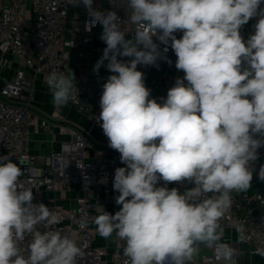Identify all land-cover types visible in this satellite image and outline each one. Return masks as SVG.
<instances>
[{
  "label": "clouds",
  "instance_id": "9594fccd",
  "mask_svg": "<svg viewBox=\"0 0 264 264\" xmlns=\"http://www.w3.org/2000/svg\"><path fill=\"white\" fill-rule=\"evenodd\" d=\"M262 2L125 0L135 26L128 38L116 11L94 6V0H72L84 7L91 27L103 28L106 47L93 71L98 74L107 61L112 74L102 86L97 120L124 167L115 169L112 183L119 210L111 214L97 204L93 223L102 238L123 247L126 264H194L202 247L224 264H237L240 253L223 242L221 221L232 208V193L250 189L252 164L264 147ZM257 16L245 40L241 29ZM169 46L184 75L158 102L138 65L158 68L161 59L171 64ZM45 82L55 108L78 92L72 71H51ZM22 176L10 156H0V264H77L82 246L52 228L61 217L34 202ZM258 177L264 181V165ZM173 182L192 187L181 192L168 187ZM238 232L246 242L244 229ZM254 254L264 258V247Z\"/></svg>",
  "mask_w": 264,
  "mask_h": 264
},
{
  "label": "built area",
  "instance_id": "2783aa9c",
  "mask_svg": "<svg viewBox=\"0 0 264 264\" xmlns=\"http://www.w3.org/2000/svg\"><path fill=\"white\" fill-rule=\"evenodd\" d=\"M94 6L116 11L120 17L118 23L131 38L135 26L128 22L125 0H94ZM260 7L264 8V2ZM258 19L259 16L250 19L242 27L241 35L245 40L254 33ZM89 20L84 7L74 6L72 0H0V156H10L23 169L21 184L32 187L34 202L44 203L61 217V222L52 228L71 236L82 246L84 254L77 264H126L123 247L110 255L105 245L96 242L95 230L89 224L98 213L97 204L111 214L119 210L117 207L120 206L115 203L118 193L113 190L112 183L115 169L124 167L120 154L109 146V152L104 155L92 154L95 149L92 141L94 127H99L103 133L101 122L97 120L101 111L102 86L112 73L90 75L85 69V47L94 44L97 31H103L102 25L91 27ZM175 35L180 38L182 33ZM70 40L73 46L68 48L66 44ZM105 47L106 44L95 49L101 51ZM163 48L161 44V51ZM165 55L171 64L161 59L158 68L138 65V70L145 74L146 87L151 89V98L158 102L174 85L172 74L177 70L176 56L170 46ZM14 58L21 66L11 72ZM51 71L74 72L78 92L67 105L85 115L89 125L62 127L69 137L61 142L59 149L36 155L30 146L33 79L38 76L45 79ZM48 123V119L41 120V126ZM103 136L108 145L104 133ZM258 155L252 164L250 189L244 193H232V208L221 221L229 232L223 242L237 249L240 255L238 229L241 227L247 237L244 243L248 244L251 253L264 247V181L258 177L259 169L264 165V147L258 149ZM104 177L107 182L101 183ZM163 184L160 181V185ZM168 187L183 192L192 185L173 182ZM49 192L64 196L76 192L78 196L73 198L75 203L62 205L56 197L48 196ZM46 229L47 226L41 227L42 231ZM26 246L27 241L21 244L22 249ZM209 251L202 250L200 256L194 258V264H224L223 260L217 259L214 250Z\"/></svg>",
  "mask_w": 264,
  "mask_h": 264
},
{
  "label": "crops",
  "instance_id": "0c3cea01",
  "mask_svg": "<svg viewBox=\"0 0 264 264\" xmlns=\"http://www.w3.org/2000/svg\"><path fill=\"white\" fill-rule=\"evenodd\" d=\"M101 34V30L97 31L94 44L85 47L86 58L83 62L86 71L90 75L96 74L93 69L103 53V48L101 51L95 49L98 46L104 47L105 43L100 39ZM12 64V68L10 69L11 72H14L18 66H21L20 62L15 58L13 59ZM106 64L107 61H105V66H101L99 73L108 72ZM33 83V100L31 104L33 117L30 123V146L31 151L34 154L40 155L48 153L51 150L59 149L61 142L69 137L68 133L62 130V127H74V125L86 127L89 125V122L86 116L79 113L72 105L55 108L52 103V94L48 90L45 79L42 76L35 77ZM43 119L49 120L47 126H41V120ZM92 141L95 145V149L92 150L93 155L101 156L109 152L107 142L99 127H94ZM47 195L50 197H56L59 204L69 205L75 203L73 198L78 196V193L72 192L69 193L68 196H64L59 192H49ZM98 214L99 213H96L95 216ZM94 217L89 220V224L95 230L96 226L93 223ZM224 232V239H226L229 236V232L225 229ZM95 234L96 242L100 245H105L109 250L110 255L119 251L117 243L113 238L104 239L96 231ZM240 247L242 248V253L239 257V264H264V258L251 253L247 243L240 242ZM202 250L205 251L207 248L202 247L200 253Z\"/></svg>",
  "mask_w": 264,
  "mask_h": 264
},
{
  "label": "rangeland",
  "instance_id": "374dc122",
  "mask_svg": "<svg viewBox=\"0 0 264 264\" xmlns=\"http://www.w3.org/2000/svg\"><path fill=\"white\" fill-rule=\"evenodd\" d=\"M184 73L182 71L176 70L175 73L172 74V78L174 80H176L177 77H183ZM206 253H209V249L207 248V250H205ZM200 256V254L198 256H196V258H198Z\"/></svg>",
  "mask_w": 264,
  "mask_h": 264
}]
</instances>
